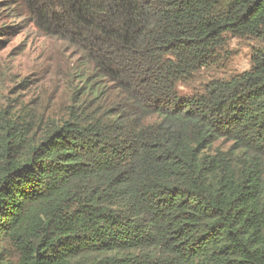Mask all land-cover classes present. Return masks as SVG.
Segmentation results:
<instances>
[{
    "label": "trees",
    "instance_id": "16d2710c",
    "mask_svg": "<svg viewBox=\"0 0 264 264\" xmlns=\"http://www.w3.org/2000/svg\"><path fill=\"white\" fill-rule=\"evenodd\" d=\"M24 21L79 85L0 108V264H264V0H0V50Z\"/></svg>",
    "mask_w": 264,
    "mask_h": 264
},
{
    "label": "rangeland",
    "instance_id": "374dc122",
    "mask_svg": "<svg viewBox=\"0 0 264 264\" xmlns=\"http://www.w3.org/2000/svg\"><path fill=\"white\" fill-rule=\"evenodd\" d=\"M8 38L0 50V108L19 102L38 108L46 117L55 118L66 103L67 95L79 85L75 72L78 57L64 44L45 38L29 21ZM255 41L230 39L227 59L215 74L238 75L250 69ZM29 84L22 88V82ZM200 81L195 82V89Z\"/></svg>",
    "mask_w": 264,
    "mask_h": 264
}]
</instances>
